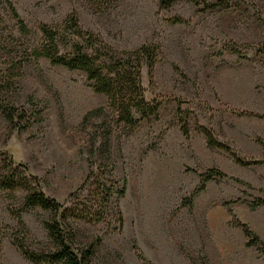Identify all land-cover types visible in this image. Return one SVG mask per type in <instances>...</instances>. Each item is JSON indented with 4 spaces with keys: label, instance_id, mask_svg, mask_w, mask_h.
<instances>
[{
    "label": "rangeland",
    "instance_id": "rangeland-1",
    "mask_svg": "<svg viewBox=\"0 0 264 264\" xmlns=\"http://www.w3.org/2000/svg\"><path fill=\"white\" fill-rule=\"evenodd\" d=\"M10 1L30 29L21 35L0 0V38L9 42L11 55L40 38L41 23L61 24L71 13L117 52L146 43L159 48L152 76L143 68L142 85L148 97L166 100L157 115L130 127L95 111L104 109L107 97L93 91L83 71L40 57L24 62L15 75L17 59L0 45L6 76L0 99L29 118L19 128L0 109V150L26 164L44 191L67 205L75 197L81 205L91 204L99 192L111 186L115 191L125 180L124 193L113 192L103 205L102 221L75 223L76 244L93 246L91 264H264V205H251L264 199V163L237 164L226 151L208 147L195 129L196 124L210 128L245 159L264 157V52L259 51L264 0H223L212 9L186 0L167 9L157 0ZM177 16L182 23L168 21ZM178 108L188 111V138L179 130ZM3 157L0 153V168ZM95 164L103 173L88 177ZM210 168L224 175L190 199L199 174ZM96 178L98 194L91 184ZM23 195L21 189L0 190V264H36L23 257L14 235L34 250L50 246L46 211L22 212L25 229L11 214L24 207ZM234 219L262 243L249 244Z\"/></svg>",
    "mask_w": 264,
    "mask_h": 264
},
{
    "label": "trees",
    "instance_id": "trees-1",
    "mask_svg": "<svg viewBox=\"0 0 264 264\" xmlns=\"http://www.w3.org/2000/svg\"><path fill=\"white\" fill-rule=\"evenodd\" d=\"M9 14L15 21V26L21 35L30 32L23 19L19 16L10 0H3ZM177 0H157L161 9L169 8ZM194 4H202L203 9H212L224 3L223 0L208 2L207 0H186ZM172 23H182L180 17L169 18ZM41 33L40 38L27 47H19L8 50L10 44L5 39L0 38V45L6 55L14 63L15 75L20 72L24 62L31 59L45 57L52 65H61L67 69H78L86 74L88 80L92 81V89L96 93H102L107 97V103L104 107L97 108L98 114L103 111L109 115L116 125L121 123L134 127L138 121L145 117L157 115L158 107L163 100L161 95L148 94L142 85V71L147 68V74L152 76L154 64L158 56V46L151 44H142L138 48L130 51H115L98 34L83 29L79 25L76 14L67 15L61 24L50 25L41 23L38 26ZM11 36V35H10ZM259 46V45H257ZM256 46V47H257ZM260 52H264V45L259 46ZM232 51L239 52L238 48L231 47ZM4 54L0 52V59ZM6 76L0 70V88L4 83ZM175 100L178 104L186 102L179 98H169ZM0 109L5 118L19 128H24L29 123L26 117V111L1 101ZM41 112V109H38ZM241 115H253L251 113L239 112ZM39 116L34 121H39ZM176 119L179 130L183 137H189L188 111L178 108ZM23 121V122H22ZM22 123V124H20ZM195 129L205 137V141L210 148H219L226 151L235 163L243 166L260 165L264 163V157L261 159H245L232 151L231 147L215 137L213 131L201 124H196ZM264 146V141L260 142ZM3 154L2 165L0 168V190L18 191L23 190V208L11 209V214L17 219L18 225L25 229L21 214L34 207H38L48 213L43 221V226L47 231L49 247L43 250L31 249L23 239L16 235L13 236V243L18 248L24 258L33 263L49 264H91L93 246H78L75 228L76 222L99 223L102 221V207L106 205L113 195L121 196L125 189V180L113 191L112 186L99 192L100 196L91 204L81 205L78 197H75L70 204H64L49 196L42 187L40 179L32 174L28 166L22 162H16L11 156L0 150ZM98 165L88 174V177L98 175ZM219 175H224L215 168L207 169L199 174V184L189 197L190 199L198 190L204 189L206 183L215 179ZM87 177V178H88ZM113 182H118L114 178ZM93 191L98 194L100 186L97 178L91 182ZM253 207L264 205V199L258 198L251 204ZM116 220L121 224V215L116 211ZM234 224L241 228L243 233L249 237V244L261 242L259 237L252 232L248 225L238 219H234ZM262 243V242H261Z\"/></svg>",
    "mask_w": 264,
    "mask_h": 264
}]
</instances>
